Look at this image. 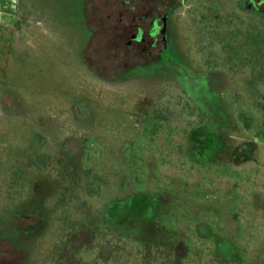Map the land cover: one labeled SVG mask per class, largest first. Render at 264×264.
<instances>
[{
    "label": "rangeland",
    "instance_id": "obj_1",
    "mask_svg": "<svg viewBox=\"0 0 264 264\" xmlns=\"http://www.w3.org/2000/svg\"><path fill=\"white\" fill-rule=\"evenodd\" d=\"M90 1L17 0L0 28V95L12 87L18 100L14 110L0 108V264H23L26 256L28 264H264V141L246 143L253 132H238L239 108L248 103L233 99L247 93L243 76L224 72L227 87L214 84L199 103L184 89L192 71L205 67L206 6L248 14L246 0H179L161 59L117 82L95 79L84 61ZM82 100L91 114L77 121L71 106ZM206 118L211 139L201 152L204 143L194 145L191 134ZM69 130L90 147L82 167L111 162L135 189L155 196L143 237L149 245L133 235L132 223L122 242L79 235L73 223L85 214L74 210L80 204L60 201L64 178L55 158L48 159L53 167L28 165L27 148L56 151ZM30 206L44 217L28 214Z\"/></svg>",
    "mask_w": 264,
    "mask_h": 264
},
{
    "label": "flooded vegetation",
    "instance_id": "obj_2",
    "mask_svg": "<svg viewBox=\"0 0 264 264\" xmlns=\"http://www.w3.org/2000/svg\"><path fill=\"white\" fill-rule=\"evenodd\" d=\"M178 2L179 0H95L94 3L90 1L86 6V12L91 35L83 52L84 61L92 72L90 74L95 79L117 82L129 77L130 71L135 68L161 59L169 45L165 25ZM244 3L248 14L224 13L206 6L207 11L202 12L201 20L202 43L206 47L205 67L197 72L192 71L184 82V89L189 99L199 103V98L206 101L214 84L215 88L223 91V88L227 87L228 77L243 76L241 85L247 93L233 99L236 104L244 98V102L248 103L245 109L243 106L239 108L238 119L242 127H237L238 132L242 136H245L246 132H253L252 135L245 137L244 141L262 145L264 0H246ZM98 61L101 62L98 64ZM224 72L228 73H226L228 77ZM223 74L226 75L225 79ZM11 88L5 89L0 95V108L3 112L14 110L17 106V95ZM71 107L75 109L77 121L91 114L83 100L73 102ZM252 112L261 117L263 115L262 122H259ZM172 113L169 111V115ZM246 119H249L248 123L244 122ZM211 130L207 118L195 125L191 141L196 146L199 142L204 143L201 152L209 148ZM82 138L79 132L69 130L66 138L59 141L56 151L47 148L46 151L40 152L34 148L32 150L27 148L28 154L31 155L28 165L39 169L53 167L48 159L55 158L56 165L61 167L59 174L64 178L60 188V201L80 204L74 210H80L85 214L84 218L73 223L79 235L106 233L122 237V242L130 233L128 224L132 223L137 226L133 235L141 237L145 245H149L150 243L143 237L147 229L146 222L150 219L156 204L155 196L147 191L135 189V185L132 186L127 176L119 173L111 162L102 166L92 162L82 167V159L90 148ZM34 154L36 156H33ZM39 156L46 160L39 161ZM125 161L122 159L120 163L128 167ZM94 198L98 201L105 200L104 208L89 205L88 199ZM36 210L39 211L38 207L30 206L27 213H36ZM38 213L39 217H44L41 211ZM30 223L32 222L27 226ZM76 226L79 227L78 230ZM14 246L21 249L18 245ZM171 248L172 245H163V250ZM25 259L23 264H28L27 256Z\"/></svg>",
    "mask_w": 264,
    "mask_h": 264
},
{
    "label": "crops",
    "instance_id": "obj_3",
    "mask_svg": "<svg viewBox=\"0 0 264 264\" xmlns=\"http://www.w3.org/2000/svg\"><path fill=\"white\" fill-rule=\"evenodd\" d=\"M17 0H0V28L7 20L10 21L12 15L17 11Z\"/></svg>",
    "mask_w": 264,
    "mask_h": 264
}]
</instances>
